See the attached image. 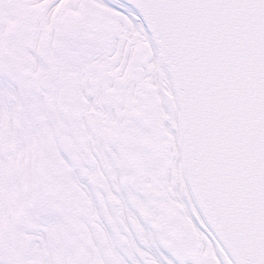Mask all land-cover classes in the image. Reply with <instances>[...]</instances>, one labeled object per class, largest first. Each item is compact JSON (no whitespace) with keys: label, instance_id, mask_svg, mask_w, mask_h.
<instances>
[{"label":"snow or ice","instance_id":"obj_1","mask_svg":"<svg viewBox=\"0 0 264 264\" xmlns=\"http://www.w3.org/2000/svg\"><path fill=\"white\" fill-rule=\"evenodd\" d=\"M0 264H264V0H0Z\"/></svg>","mask_w":264,"mask_h":264}]
</instances>
